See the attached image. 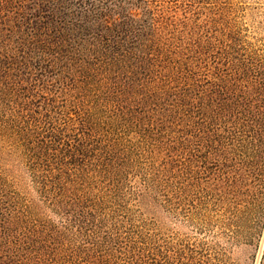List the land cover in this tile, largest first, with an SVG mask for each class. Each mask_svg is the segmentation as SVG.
I'll list each match as a JSON object with an SVG mask.
<instances>
[{
    "label": "trees",
    "instance_id": "trees-1",
    "mask_svg": "<svg viewBox=\"0 0 264 264\" xmlns=\"http://www.w3.org/2000/svg\"><path fill=\"white\" fill-rule=\"evenodd\" d=\"M178 8L0 0V264H206L135 213L179 200L217 147L253 183L232 186L228 236L259 234L264 48Z\"/></svg>",
    "mask_w": 264,
    "mask_h": 264
},
{
    "label": "rangeland",
    "instance_id": "rangeland-1",
    "mask_svg": "<svg viewBox=\"0 0 264 264\" xmlns=\"http://www.w3.org/2000/svg\"><path fill=\"white\" fill-rule=\"evenodd\" d=\"M170 1L179 7L177 14L186 13L191 22L212 21L232 28L247 51L264 48V0ZM213 151L214 163L207 171L200 168L197 178L178 195L179 200L167 203L165 197L153 192L147 197L148 204L140 206V214L135 216L149 223L148 232L156 234L164 249L178 251L182 263H190L192 255L203 253L206 264H259L264 249V225L250 244L230 239L231 229L226 226L235 193L232 186L252 190L253 183L241 185L243 173L219 164L223 153L218 147ZM231 176L238 180L227 181Z\"/></svg>",
    "mask_w": 264,
    "mask_h": 264
}]
</instances>
